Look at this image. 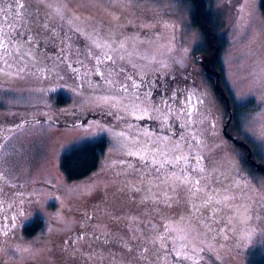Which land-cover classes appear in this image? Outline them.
<instances>
[{
  "label": "snow or ice",
  "instance_id": "snow-or-ice-1",
  "mask_svg": "<svg viewBox=\"0 0 264 264\" xmlns=\"http://www.w3.org/2000/svg\"><path fill=\"white\" fill-rule=\"evenodd\" d=\"M149 18L161 29L170 26L159 13ZM79 19L54 0H0V86L71 81L101 92L103 115L121 128L123 207L107 215L104 230L73 234L71 247L64 240L69 264H212L229 233L238 237L236 247L251 243L264 202L243 177L220 171L219 154L205 153L203 100L193 102L167 62L141 53L163 33L140 39L112 26L85 28ZM5 195L16 212L4 217L10 224H0L8 235L24 215V194L0 188Z\"/></svg>",
  "mask_w": 264,
  "mask_h": 264
},
{
  "label": "rangeland",
  "instance_id": "rangeland-1",
  "mask_svg": "<svg viewBox=\"0 0 264 264\" xmlns=\"http://www.w3.org/2000/svg\"><path fill=\"white\" fill-rule=\"evenodd\" d=\"M211 1L217 17L227 27V41L213 59L215 62L210 63L212 71L208 73L194 53L198 49V55L209 58L204 50V36L190 20L189 0H138V6L127 5L125 0H54V3L67 4L80 17L76 22L85 28L103 31L112 26L117 32L140 39H144L145 32H162L151 45L141 46V53L167 62L177 81L192 90L189 94L193 100L196 96L203 100L199 108L208 111L205 153L219 154L220 171L236 179L243 177L252 188L254 199L264 202V169L249 160L247 147L252 150L253 160L264 168L263 0ZM153 12L159 13L170 26L161 29L159 23L149 18ZM188 68L196 74L187 71ZM213 71L219 74L221 91L228 95L231 109L240 112L233 115L227 132L224 127L230 117L229 102L213 88L216 83ZM60 94L70 101L58 103ZM102 95L87 87L77 89L71 81L55 84L15 81L0 86V127L25 118L31 121L6 133L0 141L3 176L0 188L6 194L22 192L23 199L28 201L24 215L15 220L16 227L8 235L0 232V264H69L63 251L64 240L68 239L71 247L69 237L73 234L104 230L107 215L115 216L123 207L120 191L123 179L118 175L117 163L122 159L117 135L121 128L103 115ZM75 106L81 117L71 112ZM52 117L65 122L48 119ZM102 138L108 142L109 153L95 174L90 178L68 179L60 164L64 153ZM13 184L15 188L11 187ZM3 198L9 201L7 195ZM257 213L264 216V209H257ZM38 220L41 223L36 225ZM11 222L0 215V224ZM29 226L33 228L31 233L27 230ZM251 226L256 228L251 243L236 247L238 237L229 233L227 241L219 242L223 245L219 252L221 260H213L212 264L264 262V235H261L264 220L253 221Z\"/></svg>",
  "mask_w": 264,
  "mask_h": 264
},
{
  "label": "trees",
  "instance_id": "trees-1",
  "mask_svg": "<svg viewBox=\"0 0 264 264\" xmlns=\"http://www.w3.org/2000/svg\"><path fill=\"white\" fill-rule=\"evenodd\" d=\"M189 1H191V3H192V11L190 14V20H191L192 24L197 28V30L200 31L202 33V35L204 36V41L206 43V45H205L206 47H204V50H205V53L207 52V54L209 55V58L202 57L201 55L197 54V52H198V49H197L194 51L195 55L197 56V60H198V61L197 60L196 61L198 63L202 64L204 67V70L208 73L209 70L212 71L210 63L215 62V60H213V59L218 57L219 52L222 50L223 46H225V44H226V41H227L226 29H227V27L225 28L224 22L220 21V19L217 17V14L215 12V5L211 0H189ZM263 6H264V0H263ZM223 28L225 30H223ZM177 71L179 72L180 70H177ZM187 71H189L193 74H196L195 70H192V69L190 70L188 68ZM213 73H216L215 74L216 79H214L216 83H215V86L213 88H215L217 93H218V90H219V92L221 91V87H220V89L217 87V81H218L219 74H217V71H213L212 75H213ZM209 81H210V79H209ZM179 84L185 89V86L182 85V82ZM212 86H213V84H212ZM185 90L188 93V95H190L189 92H192V90L188 89V88H186ZM196 94H197V91H196ZM221 95L223 98L227 99L226 94L223 93ZM196 100H197V96H196V98H194L193 102L195 103ZM69 101H70V99L67 96H65L64 94H60L57 98L58 103L66 104ZM47 106H49V108H50V105H47ZM76 108H77V106L72 107L71 112L76 113L75 112ZM201 108H200V111L205 116V120H204V123L202 124V127L205 128V125L206 124L208 125L207 114H206L208 111L207 110L202 111ZM210 111L211 110H209V113H211ZM209 113H208V115H209ZM239 114H240V112L238 113L237 111H233V115L238 116ZM75 117H81V115L79 113H76ZM45 118H43V119H45ZM212 118H210V119H212ZM43 119H41V120H43ZM48 119H54V121L60 122V123L65 122L63 119H56L54 117L48 118ZM68 119H70V116L68 117ZM210 119L208 117V120H210ZM23 121H27V123H24L23 125L29 124L31 122L30 119H28V118H25V120H23ZM67 121H70V120H67ZM79 121H75V122H79ZM81 121H83V120H81ZM16 123H17V121L13 122V123H9L7 125L8 126L7 130H4L3 128L0 127V141H2V139H4L6 133L10 134V133H12V130L16 129V127H15ZM148 123L151 124V121H149ZM81 145H83V147H81ZM106 153H109L108 142L106 139L102 138V139H99L97 141H88V142L82 143L80 145H77V146L73 147L70 151L64 153V155L62 156V159H61V163H60L61 168H62L65 176L68 179H81V178H87V177L90 178L95 174V171L99 168V166H100L101 162L103 161ZM259 168L263 169L261 167H259ZM40 223H41V221L38 220L35 224L39 225ZM27 230H29L28 232L31 233L33 231L32 226L27 227ZM257 264H264V262H263V260H259V262H257Z\"/></svg>",
  "mask_w": 264,
  "mask_h": 264
},
{
  "label": "flooded vegetation",
  "instance_id": "flooded-vegetation-1",
  "mask_svg": "<svg viewBox=\"0 0 264 264\" xmlns=\"http://www.w3.org/2000/svg\"><path fill=\"white\" fill-rule=\"evenodd\" d=\"M8 126L3 128L4 130H7ZM253 163H255V161H251ZM0 199H2L3 201L5 200L3 197H0ZM13 201L9 200V201H4V205L3 207H0V215L5 217V216H11L12 214H16L15 210L13 208H9L7 207L8 204L12 203ZM27 200L24 199V203L22 205L23 208H25L27 206ZM26 204V205H25ZM25 205V206H24Z\"/></svg>",
  "mask_w": 264,
  "mask_h": 264
},
{
  "label": "water",
  "instance_id": "water-1",
  "mask_svg": "<svg viewBox=\"0 0 264 264\" xmlns=\"http://www.w3.org/2000/svg\"><path fill=\"white\" fill-rule=\"evenodd\" d=\"M217 87L220 89V84H219V82L217 81ZM220 93L221 94H223V92L222 91H220ZM226 97H227V100H228V102H229V109H230V117H229V119H228V123L225 125V127H224V131L225 132H227V126L230 124V122L232 121V119H233V111H232V109H231V106H230V100H229V97L226 95ZM243 144V143H242ZM246 145V144H245ZM248 147V149H249V154H248V158H249V160L250 161H253V156H252V150H251V148L249 147V146H247ZM255 165L256 166H258V167H260V164L258 163V162H255ZM264 169V168H263Z\"/></svg>",
  "mask_w": 264,
  "mask_h": 264
}]
</instances>
